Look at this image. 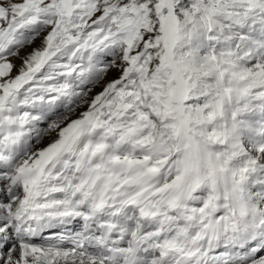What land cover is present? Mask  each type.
Returning a JSON list of instances; mask_svg holds the SVG:
<instances>
[{"label":"snow or ice","instance_id":"6c2138e0","mask_svg":"<svg viewBox=\"0 0 264 264\" xmlns=\"http://www.w3.org/2000/svg\"><path fill=\"white\" fill-rule=\"evenodd\" d=\"M0 264H264V0H0Z\"/></svg>","mask_w":264,"mask_h":264}]
</instances>
